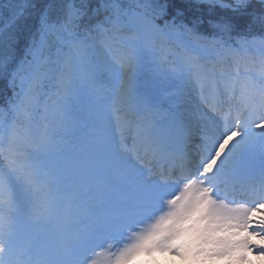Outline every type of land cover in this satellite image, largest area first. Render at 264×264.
I'll return each mask as SVG.
<instances>
[{"label":"snow or ice","instance_id":"6c2138e0","mask_svg":"<svg viewBox=\"0 0 264 264\" xmlns=\"http://www.w3.org/2000/svg\"><path fill=\"white\" fill-rule=\"evenodd\" d=\"M0 80V264L264 259V0H7Z\"/></svg>","mask_w":264,"mask_h":264},{"label":"rangeland","instance_id":"374dc122","mask_svg":"<svg viewBox=\"0 0 264 264\" xmlns=\"http://www.w3.org/2000/svg\"><path fill=\"white\" fill-rule=\"evenodd\" d=\"M159 253L162 255V258L166 259V264H224V262L219 259L206 261H192L164 251H159L158 254ZM246 256L247 258L242 261V264H264V259L259 257L255 253V251L247 253ZM158 261H152L147 263L143 260L139 264H156V262Z\"/></svg>","mask_w":264,"mask_h":264},{"label":"clouds","instance_id":"9594fccd","mask_svg":"<svg viewBox=\"0 0 264 264\" xmlns=\"http://www.w3.org/2000/svg\"><path fill=\"white\" fill-rule=\"evenodd\" d=\"M257 215H264V213H256ZM242 234V233H241ZM222 260L224 262V264H242V261H235L234 259H232L231 257L225 256L222 258H214L212 260ZM126 264H133V260L132 258L129 259L128 261H126Z\"/></svg>","mask_w":264,"mask_h":264},{"label":"trees","instance_id":"16d2710c","mask_svg":"<svg viewBox=\"0 0 264 264\" xmlns=\"http://www.w3.org/2000/svg\"><path fill=\"white\" fill-rule=\"evenodd\" d=\"M7 0H0V3H6ZM22 47V45H21ZM8 92L6 81L0 80V93Z\"/></svg>","mask_w":264,"mask_h":264},{"label":"bare ground","instance_id":"6f19581e","mask_svg":"<svg viewBox=\"0 0 264 264\" xmlns=\"http://www.w3.org/2000/svg\"><path fill=\"white\" fill-rule=\"evenodd\" d=\"M160 257V260L157 262V264H166V262L164 261V260H162V257L161 256H159ZM140 262V261H139ZM139 262H136L135 261V263L134 264H138Z\"/></svg>","mask_w":264,"mask_h":264}]
</instances>
